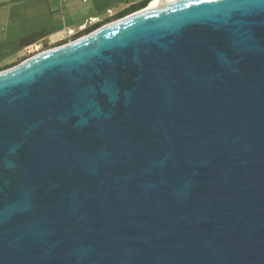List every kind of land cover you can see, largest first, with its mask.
<instances>
[{
	"label": "water",
	"instance_id": "water-1",
	"mask_svg": "<svg viewBox=\"0 0 264 264\" xmlns=\"http://www.w3.org/2000/svg\"><path fill=\"white\" fill-rule=\"evenodd\" d=\"M147 7L0 72V264H264V0Z\"/></svg>",
	"mask_w": 264,
	"mask_h": 264
},
{
	"label": "crops",
	"instance_id": "crops-1",
	"mask_svg": "<svg viewBox=\"0 0 264 264\" xmlns=\"http://www.w3.org/2000/svg\"><path fill=\"white\" fill-rule=\"evenodd\" d=\"M100 0H0V16L5 13L8 20L6 37H17L22 34L26 48H42L49 43H70L73 37L79 34L81 26L89 27L103 22L130 5L139 2H130L113 12L108 9L107 16L102 18L103 9ZM69 40V41H68ZM5 42L1 39L0 43ZM64 45V44H63Z\"/></svg>",
	"mask_w": 264,
	"mask_h": 264
},
{
	"label": "rangeland",
	"instance_id": "rangeland-1",
	"mask_svg": "<svg viewBox=\"0 0 264 264\" xmlns=\"http://www.w3.org/2000/svg\"><path fill=\"white\" fill-rule=\"evenodd\" d=\"M18 1L22 2L23 0H18ZM129 1L139 2L141 0H129ZM127 3H128L127 0H100L98 4L100 8L103 9L102 18H105L107 16L108 9L111 8L112 11L115 12L121 7L127 5ZM0 5H4V2H0ZM8 26H9L8 20L4 13L0 16V41L1 39H4L5 41L0 43V72L1 70L3 71V69L7 67L13 66L15 64H20L38 55L41 52H44L52 48H56L57 46L64 44V43L54 44L53 42L47 45H43L42 48L36 47L34 48V50L32 49L33 47L26 48L25 46L23 47V45L25 44V40L23 39L22 34L17 37H10V36L9 38L6 37L7 35L6 31H10L8 29ZM75 37H73V39H71L70 41H73Z\"/></svg>",
	"mask_w": 264,
	"mask_h": 264
},
{
	"label": "trees",
	"instance_id": "trees-1",
	"mask_svg": "<svg viewBox=\"0 0 264 264\" xmlns=\"http://www.w3.org/2000/svg\"><path fill=\"white\" fill-rule=\"evenodd\" d=\"M151 1H153V0H144V1L139 2L137 4H133V5L128 6L124 10L118 12L117 14H115L114 16H112L111 18L107 19L106 21L96 23V24H94V25H92V26H90V27L82 30L79 34L75 35L76 37L74 36L75 37L74 40H77V39H79V38H81V37H83V36H85V35L93 32L95 30L99 29L100 27H102V26H104V25H106L108 23H111L113 21L119 20L121 18H124V17H126V16H128L130 14H133V13L139 11V10H142V9L146 8ZM61 45H63V44H61ZM61 45H59V46H61ZM17 65L18 64H15V65L10 66V67H7V68H5L3 70H6V69H9V68L15 67Z\"/></svg>",
	"mask_w": 264,
	"mask_h": 264
},
{
	"label": "bare ground",
	"instance_id": "bare-ground-1",
	"mask_svg": "<svg viewBox=\"0 0 264 264\" xmlns=\"http://www.w3.org/2000/svg\"><path fill=\"white\" fill-rule=\"evenodd\" d=\"M173 1H176V0H153L149 3L147 9H154L156 7H159L161 5H164V4L173 2Z\"/></svg>",
	"mask_w": 264,
	"mask_h": 264
},
{
	"label": "built area",
	"instance_id": "built-area-1",
	"mask_svg": "<svg viewBox=\"0 0 264 264\" xmlns=\"http://www.w3.org/2000/svg\"><path fill=\"white\" fill-rule=\"evenodd\" d=\"M85 1H86V0H84V2H85ZM88 27H89L88 25L84 24V25L81 26V29L84 30V29H86V28H88Z\"/></svg>",
	"mask_w": 264,
	"mask_h": 264
}]
</instances>
